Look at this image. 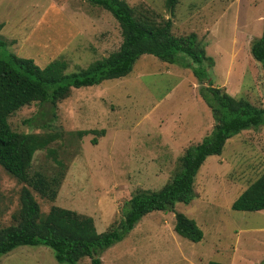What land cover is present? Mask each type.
Instances as JSON below:
<instances>
[{"label": "rangeland", "instance_id": "rangeland-1", "mask_svg": "<svg viewBox=\"0 0 264 264\" xmlns=\"http://www.w3.org/2000/svg\"><path fill=\"white\" fill-rule=\"evenodd\" d=\"M123 1L156 24L169 19L175 37L195 33L213 61L212 86L264 107V73L249 55L251 41L261 32L264 0H178L172 12L164 0ZM0 24L6 51L40 68L63 60L65 74L107 57L121 42L111 15L86 0H0ZM197 87L188 69L142 55L125 77L71 89L46 127L37 120L26 123L37 115L36 104L9 116L13 132L61 135L48 145L66 165L55 199L47 201L30 191L40 214L51 206L74 211L91 217L97 233L117 224L132 195L163 186L184 149L209 134L213 121ZM49 109H40L44 121ZM87 130H103L104 136L95 137L92 145V134H76ZM54 169L44 150L34 153L29 174L50 176ZM263 170L264 128L233 136L219 156L200 166L187 205L143 216L123 240L100 254L101 264H264V210L230 208ZM23 186L0 167V227L11 223ZM173 212L193 220L202 233L199 242L173 232ZM0 264L58 263L49 248L36 245L14 248L0 256ZM76 264L89 260L84 257Z\"/></svg>", "mask_w": 264, "mask_h": 264}, {"label": "trees", "instance_id": "trees-1", "mask_svg": "<svg viewBox=\"0 0 264 264\" xmlns=\"http://www.w3.org/2000/svg\"><path fill=\"white\" fill-rule=\"evenodd\" d=\"M86 2L111 15L118 25L121 42L116 51L83 70L65 74L67 65L63 60H53L40 68L31 59L6 51L7 44L0 39V167L24 185L18 193V208L10 216L11 223L0 227V256L19 246L42 245L52 251L58 264H76L84 257L88 258L89 264H101L100 254L123 240L143 216L152 212H172L175 204L187 205L192 200L194 178L206 158L219 156L233 136L264 128V107L253 106L243 98H234L212 86L209 70L213 61L206 56L195 33L175 37L170 33L169 19L156 24L144 15H136L123 0ZM177 3L178 0H164V6L170 12ZM142 55L153 56L191 72L197 82V95L213 121L209 134L184 149L176 170L163 186L132 195L122 205L117 224L101 233L96 232L91 217L71 210L51 206L45 215H41L30 191L47 201L55 199L66 165L56 159L54 150L48 145L61 135L56 132H13L8 117L30 104H36L40 109L48 105V120H43L46 115L39 109L37 115L40 118L35 115L26 121H39L40 127H46L55 118L57 103L65 99L71 89L125 77ZM249 55L264 73V17L259 37L250 43ZM76 134L78 137L92 134L94 138L90 143L95 145V137L104 136V131L87 130ZM40 150H44L54 164L50 176L39 172L29 174L33 155ZM230 208L239 212L264 210V170L237 196ZM172 230L191 243L202 239L193 220L179 212H173ZM206 264L221 263L209 261Z\"/></svg>", "mask_w": 264, "mask_h": 264}, {"label": "crops", "instance_id": "crops-1", "mask_svg": "<svg viewBox=\"0 0 264 264\" xmlns=\"http://www.w3.org/2000/svg\"><path fill=\"white\" fill-rule=\"evenodd\" d=\"M195 129H196V127H195Z\"/></svg>", "mask_w": 264, "mask_h": 264}]
</instances>
